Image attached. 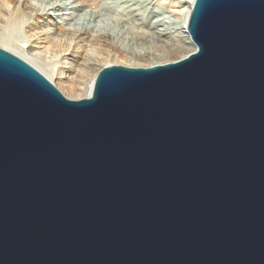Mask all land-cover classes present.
I'll return each mask as SVG.
<instances>
[{"label": "water", "instance_id": "water-1", "mask_svg": "<svg viewBox=\"0 0 264 264\" xmlns=\"http://www.w3.org/2000/svg\"><path fill=\"white\" fill-rule=\"evenodd\" d=\"M188 33L82 99L0 47V264H264V0Z\"/></svg>", "mask_w": 264, "mask_h": 264}, {"label": "bare ground", "instance_id": "bare-ground-1", "mask_svg": "<svg viewBox=\"0 0 264 264\" xmlns=\"http://www.w3.org/2000/svg\"><path fill=\"white\" fill-rule=\"evenodd\" d=\"M100 1L103 0L66 2V4L68 3L67 10L61 9L58 2L52 4L47 8L46 19L50 24H55L56 18L60 19L62 28L58 33L33 21L34 11V16L42 14L37 9L35 10L33 0H17V5L13 4L12 0H0V47L29 61L70 99H82L90 96L99 71L106 65L122 64L147 67L175 61L162 59L150 64L122 63L117 60L113 63L106 61V58L117 54L111 53L113 42L110 32L96 23L100 12L99 7L103 6V9L107 7V4L104 5ZM25 3L28 6L22 8ZM170 4L172 13L179 17L180 24L177 25L181 29V31L179 29L180 37L174 43H170L166 31H156L153 35L158 41L166 44L169 47V52L176 54L178 60L196 50L188 33V21L194 0H173ZM85 5H88L90 10L86 11L84 17L80 15L82 18L74 16L71 11L68 12L70 9L82 11ZM120 21L118 23L121 24L122 19Z\"/></svg>", "mask_w": 264, "mask_h": 264}, {"label": "rangeland", "instance_id": "rangeland-1", "mask_svg": "<svg viewBox=\"0 0 264 264\" xmlns=\"http://www.w3.org/2000/svg\"><path fill=\"white\" fill-rule=\"evenodd\" d=\"M12 1L13 4L15 3V5H17V0ZM171 1L173 0L100 1L104 5L107 4V7L105 9H103V6L102 8L99 7L100 12L96 18V23H99L101 27H105V29L110 32L111 40L113 42L111 53L117 54L106 58V61L113 63L117 60L122 63L150 64L153 61L162 59L177 60V55L169 52V47L158 41L153 35L156 31H166L165 33L170 38V43H174V41L180 37L181 29L180 26H178L180 21H178L179 17L177 14L172 13L171 11ZM57 2L61 9L67 10L66 8H68L67 4L69 2L77 3L78 0H33L35 10L37 9L38 12L40 11L42 14L34 16V11L32 19L33 21L38 22L41 26L47 29L51 28L55 32L60 33L62 28L61 22L59 21L60 19L56 18L55 24H50L47 22L45 14L47 8ZM66 2L68 3L66 4ZM25 6L27 7L28 5L25 3L22 8H26ZM89 10L90 7L85 5L82 11L70 9L68 12H73V15H77V17L80 15L84 17L86 11ZM120 18L122 19L123 24L118 23V21L121 22Z\"/></svg>", "mask_w": 264, "mask_h": 264}]
</instances>
